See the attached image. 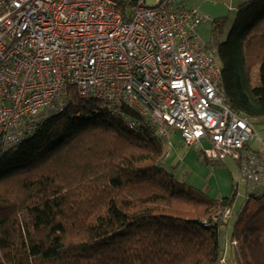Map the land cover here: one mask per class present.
<instances>
[{
    "label": "trees",
    "instance_id": "trees-1",
    "mask_svg": "<svg viewBox=\"0 0 264 264\" xmlns=\"http://www.w3.org/2000/svg\"><path fill=\"white\" fill-rule=\"evenodd\" d=\"M211 49L226 103L264 124V0L239 3ZM0 153V264H264V188L230 228L236 194L212 200L175 179L167 143L131 106L72 93Z\"/></svg>",
    "mask_w": 264,
    "mask_h": 264
},
{
    "label": "built area",
    "instance_id": "built-area-1",
    "mask_svg": "<svg viewBox=\"0 0 264 264\" xmlns=\"http://www.w3.org/2000/svg\"><path fill=\"white\" fill-rule=\"evenodd\" d=\"M185 1L0 0V152L73 93L131 106L164 142L174 129L207 161L231 159L246 199L260 195L254 126L220 93V67L197 34L204 17Z\"/></svg>",
    "mask_w": 264,
    "mask_h": 264
},
{
    "label": "crops",
    "instance_id": "crops-1",
    "mask_svg": "<svg viewBox=\"0 0 264 264\" xmlns=\"http://www.w3.org/2000/svg\"><path fill=\"white\" fill-rule=\"evenodd\" d=\"M209 50L212 51L210 48ZM168 140L164 165L173 172L175 179H180L186 186L202 192L212 200L229 198L235 193L236 197L232 212L241 208L244 200H246V194H244V188L246 190V187L239 176L236 163L226 158L219 162L221 166L211 167L206 165L201 149L196 151L192 147H187L183 143L180 134L174 129L170 131ZM247 148L253 153L262 152L261 155L264 158V147H262L259 136L252 137L247 143ZM261 183L264 186V173L261 177ZM239 200L242 201V204L237 209L236 203H239Z\"/></svg>",
    "mask_w": 264,
    "mask_h": 264
},
{
    "label": "rangeland",
    "instance_id": "rangeland-1",
    "mask_svg": "<svg viewBox=\"0 0 264 264\" xmlns=\"http://www.w3.org/2000/svg\"><path fill=\"white\" fill-rule=\"evenodd\" d=\"M244 1L246 0H186L184 5L188 8H195L198 14L204 17L201 25L197 30V34L201 38L202 42L207 46H210L211 49L214 40L216 39H218L219 41L225 40L235 20L237 13V6L239 3ZM148 4L151 3L148 2ZM217 26L218 28L214 30V28ZM253 76H254V81L256 82L257 85V72L256 75L255 73H253ZM167 130H168V135L170 136V131L172 129L167 128ZM254 132H255L254 133L255 136L253 135V137L259 136L262 141V147H264V124L254 125ZM203 146L204 147L207 146V143H203ZM201 148H202L201 145L192 147V149L196 151H198V149ZM219 166H221V164ZM235 190L237 189L235 188ZM244 194H246L245 188H244ZM236 201L238 202V200ZM241 204L242 201L239 200V203H236V208L238 209ZM234 213L235 212H233L231 216L230 228H231V224L234 221Z\"/></svg>",
    "mask_w": 264,
    "mask_h": 264
}]
</instances>
